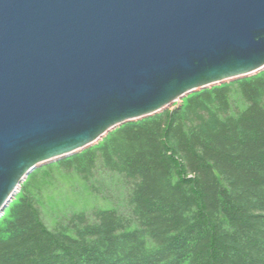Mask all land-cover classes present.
I'll return each instance as SVG.
<instances>
[{
	"label": "trees",
	"instance_id": "1",
	"mask_svg": "<svg viewBox=\"0 0 264 264\" xmlns=\"http://www.w3.org/2000/svg\"><path fill=\"white\" fill-rule=\"evenodd\" d=\"M61 177L108 205H54ZM0 264H264V70L35 169L0 217Z\"/></svg>",
	"mask_w": 264,
	"mask_h": 264
},
{
	"label": "water",
	"instance_id": "2",
	"mask_svg": "<svg viewBox=\"0 0 264 264\" xmlns=\"http://www.w3.org/2000/svg\"><path fill=\"white\" fill-rule=\"evenodd\" d=\"M264 70V0H0V216L38 167Z\"/></svg>",
	"mask_w": 264,
	"mask_h": 264
},
{
	"label": "rangeland",
	"instance_id": "3",
	"mask_svg": "<svg viewBox=\"0 0 264 264\" xmlns=\"http://www.w3.org/2000/svg\"><path fill=\"white\" fill-rule=\"evenodd\" d=\"M180 101L181 100L175 102L172 106L168 107L167 109L174 108L180 103ZM82 185L83 184L80 183V181H78L76 178L61 177L57 185L59 189L56 190L54 194H52V199L54 200L53 204H58L59 206L70 204L71 206L76 207L78 209H90L94 204L100 206L108 205V203H106V201L101 196L90 195V193L88 191H85V189L83 193L79 195L80 191L83 190ZM46 218L49 221V217Z\"/></svg>",
	"mask_w": 264,
	"mask_h": 264
},
{
	"label": "bare ground",
	"instance_id": "4",
	"mask_svg": "<svg viewBox=\"0 0 264 264\" xmlns=\"http://www.w3.org/2000/svg\"><path fill=\"white\" fill-rule=\"evenodd\" d=\"M254 75V74H253Z\"/></svg>",
	"mask_w": 264,
	"mask_h": 264
}]
</instances>
